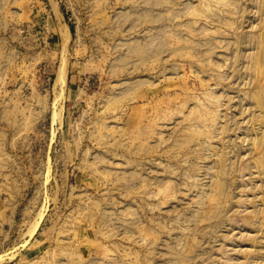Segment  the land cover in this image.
Returning <instances> with one entry per match:
<instances>
[{
    "label": "rangeland",
    "instance_id": "rangeland-1",
    "mask_svg": "<svg viewBox=\"0 0 264 264\" xmlns=\"http://www.w3.org/2000/svg\"><path fill=\"white\" fill-rule=\"evenodd\" d=\"M0 264H264V0H0Z\"/></svg>",
    "mask_w": 264,
    "mask_h": 264
},
{
    "label": "bare ground",
    "instance_id": "bare-ground-1",
    "mask_svg": "<svg viewBox=\"0 0 264 264\" xmlns=\"http://www.w3.org/2000/svg\"><path fill=\"white\" fill-rule=\"evenodd\" d=\"M67 26V25H66ZM65 26V29H64V33H63V41H64V44H66L67 43V41H68V39H69V31H68V29H67V27ZM66 67L67 66H65V63L64 64H62V65H60V67H59V69H58V72H57V79H56V84H57V86L59 85V86H61V85H63L64 84V79H65V71H66ZM55 77V78H56ZM55 84V85H56Z\"/></svg>",
    "mask_w": 264,
    "mask_h": 264
}]
</instances>
